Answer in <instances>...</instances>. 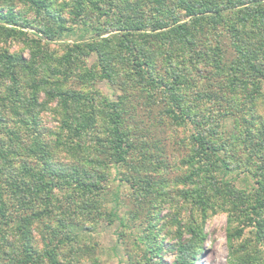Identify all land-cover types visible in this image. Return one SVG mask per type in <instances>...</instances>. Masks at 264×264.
I'll use <instances>...</instances> for the list:
<instances>
[{"label":"trees","instance_id":"trees-1","mask_svg":"<svg viewBox=\"0 0 264 264\" xmlns=\"http://www.w3.org/2000/svg\"><path fill=\"white\" fill-rule=\"evenodd\" d=\"M0 36L29 53L0 50V264H98L83 241L99 221L128 264H199L218 200L230 242L253 234L236 264H264V0H0ZM179 169L192 219L170 250L153 194Z\"/></svg>","mask_w":264,"mask_h":264},{"label":"rangeland","instance_id":"rangeland-1","mask_svg":"<svg viewBox=\"0 0 264 264\" xmlns=\"http://www.w3.org/2000/svg\"><path fill=\"white\" fill-rule=\"evenodd\" d=\"M19 6V4H18ZM31 16L28 17V19ZM8 49L9 52H20L22 56L26 59L29 57V53L26 49H23L22 43L20 40L11 41L5 39L3 36H0V50ZM91 61V60H90ZM97 87L103 94H106L111 99H115L117 91L110 87L106 82H99ZM263 97H264V86H263ZM53 106V105H52ZM42 113V112H40ZM42 117V128L51 130L55 129L57 126L55 115L50 114V111L47 110L43 112ZM47 131V130H46ZM46 136V135H45ZM180 171L178 174L176 171L172 172H163L159 173V180H166L159 183L155 188L153 197L154 205L158 211V216L153 220L152 225L156 226V229L160 232L159 235L162 244L165 248L168 245V248L172 250V246L177 242V237H174L175 231L177 229V223L180 222V226L183 227L185 220L192 219L190 213L191 207L188 206L186 200L182 198V193L186 190L180 183H177L175 180L176 176L183 175V171ZM111 177H114L111 174ZM235 177L236 181L234 182L237 189L243 192H249L255 188L253 180L246 174H235L229 175L228 178ZM112 185L110 187H115L119 183L116 180H112ZM134 192L129 190L122 189L121 197L124 200H131ZM218 206L214 209V212L210 211L207 219L203 222L202 226L205 233V241L202 246V250L199 258V264H236L238 257L247 259L248 254L242 252L240 247L248 243L249 240H253V234L250 232V229H245L241 239H236L232 242L229 241L230 236V224L228 222L229 210L226 206H221L220 200H218ZM221 206V207H219ZM130 210L129 206L122 204L119 212L123 214ZM195 216V215H194ZM141 223V218L136 220V223ZM139 223V225H140ZM145 228L147 223H141ZM234 223L232 226H234ZM95 230L91 235H85V240L83 243L92 244L96 243V251L91 254L96 257V262L98 264H128V254L132 255L130 262H135L139 259L138 253L132 247L127 249L124 248V245L118 237L120 230L119 223L113 222L111 224L103 221H99L98 224H94ZM142 228V227H141ZM140 234V233H139ZM84 235V233H80ZM127 236V235H125ZM127 237L124 238L126 240ZM187 239V235H183V239ZM88 240V241H87ZM233 246V247H232ZM252 246L251 252L255 254L256 260L264 261V247L257 246L256 248ZM169 250V249H168ZM164 251L162 253L163 261L166 264H173L174 256L172 253ZM128 251L130 253H128ZM237 251V253H235ZM88 264H91V261L88 260ZM263 264V263H262Z\"/></svg>","mask_w":264,"mask_h":264}]
</instances>
